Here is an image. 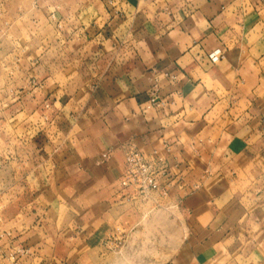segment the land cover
Instances as JSON below:
<instances>
[{"label":"crops","instance_id":"obj_1","mask_svg":"<svg viewBox=\"0 0 264 264\" xmlns=\"http://www.w3.org/2000/svg\"><path fill=\"white\" fill-rule=\"evenodd\" d=\"M33 14L0 264H107L106 239L150 219L183 226L165 264H264V0H42ZM129 148L159 165L146 197L121 186Z\"/></svg>","mask_w":264,"mask_h":264},{"label":"rangeland","instance_id":"obj_2","mask_svg":"<svg viewBox=\"0 0 264 264\" xmlns=\"http://www.w3.org/2000/svg\"><path fill=\"white\" fill-rule=\"evenodd\" d=\"M42 0H0V162H9L8 153L15 146V135H20L28 124L21 123L20 118L15 120V101L21 98L20 92L25 84L24 64L22 61V45L18 43L19 26L28 25L36 9ZM51 17V14H50ZM49 17V19H50ZM25 23V24H24ZM5 164L0 165V176L7 171ZM7 166V165H6ZM11 173V172H10ZM13 195V192L11 193ZM10 205H0V229L7 231V221L2 213ZM4 209V210H3ZM12 210V208L10 209ZM119 234L106 239V247L102 253V259L107 264H165L177 250L180 240L184 239L183 226L177 222L171 225H162L156 219H150L149 224L144 225L143 235L126 237L121 227ZM7 232L0 231V248H8L11 245L12 236H6ZM5 234V235H4ZM11 259V258H9ZM13 259L10 260V263Z\"/></svg>","mask_w":264,"mask_h":264},{"label":"built area","instance_id":"obj_3","mask_svg":"<svg viewBox=\"0 0 264 264\" xmlns=\"http://www.w3.org/2000/svg\"><path fill=\"white\" fill-rule=\"evenodd\" d=\"M222 57L221 50H217L209 56L213 63H217ZM150 103L154 107H162L165 105V102L158 96L156 85L151 91ZM124 161V175L121 181V186L124 189L133 188L145 197L148 196L150 192L158 190L156 179L159 173L158 164L149 161L146 156L136 148H129L125 151ZM26 253L27 252L22 249L17 252V254L21 255H25ZM12 257L14 258V255H12ZM14 264L17 263L15 262Z\"/></svg>","mask_w":264,"mask_h":264}]
</instances>
